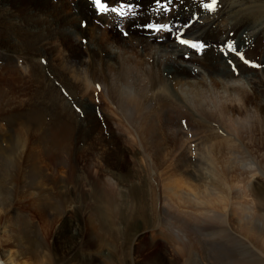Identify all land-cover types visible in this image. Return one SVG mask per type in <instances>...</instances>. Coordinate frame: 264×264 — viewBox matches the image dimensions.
I'll return each mask as SVG.
<instances>
[{
    "label": "rangeland",
    "instance_id": "374dc122",
    "mask_svg": "<svg viewBox=\"0 0 264 264\" xmlns=\"http://www.w3.org/2000/svg\"><path fill=\"white\" fill-rule=\"evenodd\" d=\"M69 1L77 3L0 0V262L264 264V248L245 242L237 232L240 219L236 216L238 208L251 210L245 217L260 214L255 188L261 183L264 187V31L239 45L247 60L262 67L240 68L237 56L231 55L238 74L217 43L209 40L210 50L206 46L205 64L218 63L217 71L232 79L227 83L217 78L216 90L203 77L202 97L197 102L217 117L221 116L218 108L228 104L224 127L219 122L216 130L157 128L148 133L122 123L123 115L116 113L114 105L116 95L127 90L118 81L119 69L140 68L149 58L147 49L143 53L132 47L135 44L122 47L127 40L122 23H113L105 31L100 17L84 9H80L84 18L78 20L73 16L78 9L68 5ZM125 2H133L138 13L132 25L142 18L160 21L162 15L161 20L175 23L182 17L176 15L181 11L192 12L196 22L195 18H203L207 12L201 2L193 0H175L163 14L155 9V0ZM259 4L264 12V1ZM248 17L241 26L256 18ZM112 32L124 40L114 39ZM234 34L230 32V40L235 39ZM5 51L22 65L14 64L17 77L13 81L4 79L8 77L2 64ZM72 58L80 64L72 66ZM169 67L167 71L174 73L173 66ZM227 86L239 90L238 94L229 95ZM177 90L190 93L185 84ZM189 98L185 101L192 106L195 100ZM57 133L67 139L61 156L54 159L51 153L45 155L37 141L46 139L47 145L53 139L61 142ZM215 153L228 155V164L223 162V166L233 171L226 177L231 194L226 215L231 224H218L208 217L210 221L202 213L213 209L214 215H222L214 209L221 206H205L199 199L203 193L217 194L218 182L223 186L220 179L213 178L222 167V161L213 158ZM175 181H179L178 196L167 193V186Z\"/></svg>",
    "mask_w": 264,
    "mask_h": 264
},
{
    "label": "bare ground",
    "instance_id": "6f19581e",
    "mask_svg": "<svg viewBox=\"0 0 264 264\" xmlns=\"http://www.w3.org/2000/svg\"><path fill=\"white\" fill-rule=\"evenodd\" d=\"M193 1L201 2V0H193ZM261 1L262 0H218V7H217V10L215 12L214 13L206 12L204 14L203 18H195L196 22L192 21V20H194V16H195V15H193L192 12H185L184 13V11L180 10L181 12H178L176 15L180 14V15H182V17H180V19H178L177 21H173V22L180 23L181 26L187 24V25H189V28L177 26L175 23H171L173 25V31H172V34L170 37L164 33L149 34L147 32H142L141 30H133V27L130 26V22L133 19L130 21L129 18H126V20L121 21V19H119L118 17H116L115 15H113L111 13H106V14L99 16L100 17L99 19L101 20L100 22H101L103 29L105 31H107L109 28H113V26L111 25L113 23H116V25H119L120 23H122L125 25L124 28L128 32L129 31L132 32V33L131 32L128 33L127 37H125V38H127L126 43H125V41L122 42V39L124 37L122 38L120 36L122 39L118 38L119 36L116 34V32H112V33H115V35H112V37L114 39H117L120 42H122V44H123L122 47H131L132 44H135V46H132V47H137V48L139 47L140 48L139 50L140 51L142 50L143 53L145 51L144 49H147V51L149 53V58L147 59V61L145 63L142 62V64H141V61L139 62L143 67L141 66L140 68L135 69V68H129V67L122 66V68L119 69V72L117 75L118 81H119V83L123 82L124 87L127 88V90H126V92H124V94L118 93L116 95L117 101L114 103V105H115L116 113H121V115H123V120H121L122 123H124L127 127H130L133 129L142 130V131L146 130L148 133H149V131H152V130L155 131V129H157V128L216 130L217 127L219 126V122H221L223 124V127H224L226 116L229 114V110H228L229 105L228 104L223 103L218 108L217 112H219L221 116L217 117L216 115H214V111L204 109L203 105L201 103L197 102V101H201V97H202V92H201L200 88L203 87V83L201 81V79L203 77H208L211 81L210 86L216 90H217V88H219V83L216 81L217 78L224 79V80H226L227 83L230 79H232L231 75H221L217 71L218 67L216 66V64H218V63H216L212 66H207L205 64V59H206V56L208 54L207 53V51H208L207 47L210 50V46L208 45L210 43L209 40H212L214 43H217V45L221 48L223 47V45L226 42H234L239 46V45H241L242 41L243 42L245 40L248 41L252 38L253 35L256 36L259 34L260 31H264V21L261 20L262 16H264V12L260 9V6L262 4L261 5L259 4ZM63 2H65V1H63ZM69 4H70V6H72V4H73L74 8L78 9V13L73 15L78 20H82V18H84L81 15L82 13H81L80 9H84L90 15L97 16L95 13V10H94V6L91 5L89 0H77V3L69 1L68 5ZM111 4L115 5V2H112ZM133 5H135V4H133ZM253 6H254V9L256 6L257 10L250 11L249 9L252 8ZM68 8H67V10H69ZM249 14L252 15V18L256 17L255 20H252L250 25L246 24L244 26H241L242 22L249 18L248 17ZM147 21H148L147 18H142L141 20H138L139 23H144ZM91 22H93V21H91ZM135 22H137V20ZM160 22L163 23V22H169V21L160 19ZM183 23H185V24H183ZM94 25H96V24H94ZM177 28H179V30L181 32H185L187 34L186 37H184V38H187L192 42L202 43V41H203L204 44L207 46V47H205V50H203L200 54H195L193 50L187 49L185 46H181L178 43H175L173 40L174 38H172V37H175V34L177 33ZM230 32L235 33L234 34L235 39H233V40L229 39ZM108 34H107V36H109L111 33L109 35ZM109 46L116 48V46H114L113 44H109ZM74 51H76V50H74ZM183 54H186L188 56L184 55V58H183L182 57ZM2 55H3L2 64H4L3 67L5 70V74H7V76H8L6 78V76L4 75L5 76L4 79L7 81H13L17 77L14 75V73H15V70H13L14 64L15 65L17 64V67L19 65H21L18 62L20 59L17 58L15 55L10 54V52L7 53L6 51ZM142 55H145V54H142ZM90 56H91V54H90ZM128 56H130V55H128ZM71 57H73V56H71ZM79 57H80V54H79ZM185 57H187V58H185ZM146 58L147 57H145V59ZM75 59H76V57H75ZM75 59L72 58V60H70V64L72 66L77 65L79 63V61H77ZM80 59H82V58H80ZM128 59H130V58H128ZM134 59H136V58H134ZM140 60H142V57ZM131 62H133V61H131ZM169 65L173 66L174 71H175L174 73H170L167 71L170 68ZM238 66L240 68H243L245 65L240 62V64ZM253 72H255V71H253ZM182 73L189 74L188 75L189 77H186ZM239 77L245 78L244 75H240ZM192 80H197L198 82L195 83V85H194L191 83ZM183 84L188 85V87H190V93H184L181 90L180 91L177 90L178 87L181 88L183 86ZM239 87H241V86H239ZM226 90L229 93V95L235 94L237 91L239 92V90L236 91L234 88L229 87V86H227ZM236 94H238V93H236ZM3 95L6 97L8 94L6 95L4 93ZM245 96H246V94L244 95V97ZM189 97L191 99L195 100V101H192L193 102L192 106L190 104H187V102L185 101V98H189ZM1 101H2V99H1ZM4 103H6V102H4ZM230 105H231V103H230ZM249 108H250V106H249ZM3 109H4V107H3ZM9 109L10 108H8V110ZM10 110H12V109H10ZM225 110H227V111L225 112ZM220 111H222V112H220ZM231 111H233V110H231ZM121 115H120V117H121ZM212 116H215L216 118H214ZM218 128H220V126ZM67 134H69V132ZM58 135L61 136V138H62L60 140L61 142H58L57 140L53 139V140H50L49 145H47L46 139L40 138V140L37 141L39 143V145L41 146V148L43 149V152L45 153V155H47L48 153H51V155H54V159H57L59 156H61V152H62V149L64 146L63 140L67 139V135H66V137H62V135L60 133ZM231 142H230V144H233ZM185 143H187V142H185ZM225 143H227V142H225ZM189 144L191 145V143H189ZM192 145H193V143H192ZM193 150H194V148H193ZM217 153L219 154L221 152H217ZM218 154L215 153L214 157H213V155H212V157L215 159L218 158V160L220 159L222 161V164H221V162L218 161L222 165L221 172L218 173V171H216V174L214 175L215 177H213V178L220 179L223 182V186L220 184V182H218L219 185L221 186V188L218 189L219 192L217 194L214 193L216 196H214V194L212 195V193L211 194H205L202 192L203 194L199 199H200L201 203L205 206H209V207L221 206V207H214V209H219L222 212V215H218V213L216 215H214L211 212L214 210L209 209L206 211L202 210L203 211L202 213L204 215H206V217H204V215L202 217H204V218L213 217L216 219L215 221H217L218 224H222V225L224 224L225 225V224H228V222H229V216L226 215L227 209H229V206H228L229 203H226V202H229V199L231 197L229 189L226 187V177L229 176L231 169H228L226 166H223V162L225 164L226 163L228 164V162H227V161H229L228 155H226V154L222 155L221 154L219 156ZM185 157H186V155H185ZM203 158H206V157H203ZM33 159H34V157H33ZM11 163H13V162H11ZM231 172H233V171H231ZM181 178H183V177L181 176ZM182 180H184V179H182ZM182 180H180L181 183H182ZM257 182H259V181H257ZM174 183H176V184H170L167 186V191H168L167 193H170V194L172 193L174 196H178L179 194L177 191V184L179 183V181H175ZM200 183H202V182H200ZM167 184L168 183H166V185ZM180 185H182V184H180ZM184 186H185V184L183 183L182 187L184 188ZM185 188H187V187H185ZM224 188H226V190H225L226 192L223 191ZM180 189H182V188H180ZM189 193L190 192H188L187 194H189ZM197 193H199V192H197ZM255 197H256V200H257V203L259 206V211H260L259 213L260 214L258 215V217H256V216H253V217L246 216L245 217V213L250 211L249 212V214H250L251 210L249 209V211L246 212V210L244 208H238L239 210L236 213V216L238 219H240V221L237 222L238 223L237 227L239 228L240 231L237 230V232L240 236L243 237L245 242H248L250 244L256 243L257 247H260V248L263 247L264 248V229H263V227H264V187H263L262 183L259 185V187L255 188ZM173 199H175V198L173 197ZM232 199H234V198L232 197ZM252 213H254V212H252ZM97 214H99V213H97ZM99 215H100V217H102V214H99ZM99 215H96V216L98 217ZM234 215H235V213H234ZM196 216H197V214H196ZM100 217H98V219ZM192 218L194 219L193 216H192ZM199 218H201V217H199ZM100 219L105 220L104 218H100ZM196 219L198 221V218H196ZM103 220H100V221H103ZM208 220L211 221L212 218H208ZM200 221L202 222L201 219H200ZM203 223H204V221H203ZM103 225H101V226H103ZM203 225H205V224H203ZM220 228H222V227H220ZM228 235H230V234L228 233ZM233 236H235V235L233 234ZM225 237L230 238L229 236H225ZM229 240H231V239H229ZM233 241H235V240H232L231 242H233ZM238 245H240V244H238ZM242 247H245V246L243 245ZM247 247L252 250L250 245ZM253 257H254V255H253ZM0 264H3V263L0 262ZM234 264H236V263H234ZM237 264H239V263H237ZM241 264H243V263H241ZM246 264H257V263L250 262V263H246Z\"/></svg>",
    "mask_w": 264,
    "mask_h": 264
},
{
    "label": "snow or ice",
    "instance_id": "6c2138e0",
    "mask_svg": "<svg viewBox=\"0 0 264 264\" xmlns=\"http://www.w3.org/2000/svg\"><path fill=\"white\" fill-rule=\"evenodd\" d=\"M175 0H165V2H161V0H155V9L163 13H168L169 6L174 3ZM91 5L94 6V10L97 16H101L106 13H113L116 17L123 20L126 17L132 19L138 18V13L135 11V7L131 2H125V0H115V5L110 4L108 0H90ZM202 9L209 12L214 13L218 7V0H201ZM131 14V16H130ZM161 19H164L163 15ZM86 26V25H85ZM130 26L135 27L142 32H147L149 34L155 33H164L167 36H171L173 31V25L170 22L160 21H152L151 18L147 22L144 23H135L134 25L130 24ZM188 25H182L181 27H187ZM125 37H127L128 32L122 33ZM186 33L181 32L179 28H177V35L174 37V42L178 43L181 46H185L187 49L193 50L195 54H200L203 50H205L206 45L200 42H192L187 38H184ZM222 54L226 57L227 62L233 68V72L238 74V69L234 62L231 60V55H236L238 60L242 62L244 65L251 67L253 69H257L262 67L255 63L250 62L245 58V55L240 52L239 46L234 42H226L221 48ZM187 58V57H185ZM100 86L97 85V90L99 91ZM80 111V109H77ZM195 148V145H193Z\"/></svg>",
    "mask_w": 264,
    "mask_h": 264
},
{
    "label": "clouds",
    "instance_id": "9594fccd",
    "mask_svg": "<svg viewBox=\"0 0 264 264\" xmlns=\"http://www.w3.org/2000/svg\"><path fill=\"white\" fill-rule=\"evenodd\" d=\"M242 86L246 87L247 85H242Z\"/></svg>",
    "mask_w": 264,
    "mask_h": 264
}]
</instances>
